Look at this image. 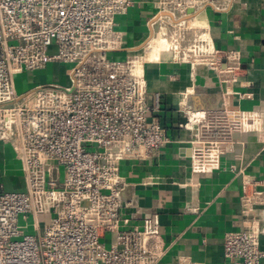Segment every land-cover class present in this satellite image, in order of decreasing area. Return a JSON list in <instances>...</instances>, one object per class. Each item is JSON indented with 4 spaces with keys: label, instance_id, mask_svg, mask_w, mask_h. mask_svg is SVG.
Segmentation results:
<instances>
[{
    "label": "built area",
    "instance_id": "obj_1",
    "mask_svg": "<svg viewBox=\"0 0 264 264\" xmlns=\"http://www.w3.org/2000/svg\"><path fill=\"white\" fill-rule=\"evenodd\" d=\"M131 5V0H0V141L12 146L25 186L5 190L0 184V264L160 260L157 214L144 217L140 227L126 228L121 211L120 161L147 158L168 142L164 127L151 118L159 109V94L151 104L146 101L143 64L150 42L140 55L120 59L109 54L122 47L115 19ZM204 5L219 9L222 0H157L158 17L174 18ZM168 37L165 52L178 60L228 73L205 28L191 39L182 30ZM55 61L73 64L70 87L39 83L16 91V74ZM186 119V127L199 126L207 115L187 111ZM231 128L219 123L210 137L193 143L197 169L217 165ZM246 189L244 214L261 201L259 193ZM46 213L48 220L39 224L36 217ZM28 216L38 235L19 224ZM223 255L228 264H261L264 229L227 232ZM178 264L196 263L181 258Z\"/></svg>",
    "mask_w": 264,
    "mask_h": 264
},
{
    "label": "crops",
    "instance_id": "obj_2",
    "mask_svg": "<svg viewBox=\"0 0 264 264\" xmlns=\"http://www.w3.org/2000/svg\"><path fill=\"white\" fill-rule=\"evenodd\" d=\"M131 1L115 19L123 44L111 56L140 55L148 42L169 39L171 31H185L191 39L205 28L222 53L221 69L230 72L191 65L165 51L144 62L146 101L151 104L155 93L160 99L151 118L164 127L168 142L147 158L119 163L126 228L140 227L144 217L157 214L162 256L156 264H178L181 258L228 264L223 255L227 232L264 229V0H222V8H189L174 18L158 17L157 0ZM187 111L204 112L207 120L186 127ZM218 122L232 126L228 147L221 146L214 168L201 171L193 143L210 137ZM0 184L5 190L25 187L21 164L3 141ZM244 186L261 197L246 214ZM109 237L105 234L106 243Z\"/></svg>",
    "mask_w": 264,
    "mask_h": 264
},
{
    "label": "rangeland",
    "instance_id": "obj_3",
    "mask_svg": "<svg viewBox=\"0 0 264 264\" xmlns=\"http://www.w3.org/2000/svg\"><path fill=\"white\" fill-rule=\"evenodd\" d=\"M155 45L157 47L159 46V53L162 51H165L166 48H168V43L170 42L169 39L164 37L156 38ZM152 48V47H150ZM147 48L145 50V53L148 52ZM158 49V48H157ZM55 51V47L51 50ZM155 56V55H154ZM122 59L121 57H117ZM73 66L72 63H63L60 61L50 62L47 64L46 67L35 70V71H24L22 73H18L14 76V85L15 89L18 93L24 92L28 88H32L34 85L38 83H51L53 86L57 87H70V79H69V70ZM11 146V145H10ZM12 147V146H11ZM7 148H10L9 145ZM60 174L61 177L63 176V167L60 168ZM49 213H46L44 215H38L37 221L39 224H42L43 222L48 220ZM33 218L31 216H28L27 221L20 219L19 224L21 226H24L25 224L28 225L27 229H24L25 232L31 233L33 235H38V230L36 228H33L32 222ZM108 245V241L106 243Z\"/></svg>",
    "mask_w": 264,
    "mask_h": 264
},
{
    "label": "bare ground",
    "instance_id": "obj_4",
    "mask_svg": "<svg viewBox=\"0 0 264 264\" xmlns=\"http://www.w3.org/2000/svg\"><path fill=\"white\" fill-rule=\"evenodd\" d=\"M152 38V37H151ZM153 39V38H152ZM149 40V39H148ZM154 40H156V38L155 39H153V40H151L150 41V44H149V47H152V48H150V50L148 49V52H146V55H145V58H147L148 60L149 59H152V60H154V58H156L157 56H158V54H159V46L157 47V45H155V41ZM148 44V43H147ZM158 48V49H157ZM155 55V56H154ZM159 57V56H158Z\"/></svg>",
    "mask_w": 264,
    "mask_h": 264
}]
</instances>
